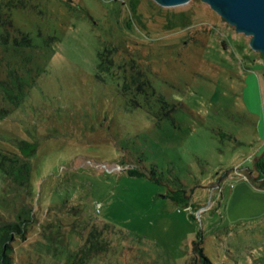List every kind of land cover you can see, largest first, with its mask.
I'll list each match as a JSON object with an SVG mask.
<instances>
[{
    "label": "rangeland",
    "instance_id": "1",
    "mask_svg": "<svg viewBox=\"0 0 264 264\" xmlns=\"http://www.w3.org/2000/svg\"><path fill=\"white\" fill-rule=\"evenodd\" d=\"M17 1L0 0V80L13 68L23 89L13 102L0 83V158L32 152L26 187L0 167V221L34 216L12 263L64 264L107 224L86 264H201L199 248L264 264V56L250 36L203 0Z\"/></svg>",
    "mask_w": 264,
    "mask_h": 264
},
{
    "label": "trees",
    "instance_id": "2",
    "mask_svg": "<svg viewBox=\"0 0 264 264\" xmlns=\"http://www.w3.org/2000/svg\"><path fill=\"white\" fill-rule=\"evenodd\" d=\"M16 5L19 6L24 4L21 2V0H19L17 1ZM7 23L11 25L10 18L7 19ZM13 42L17 46H21L22 44L29 45L30 39L27 34L23 33L21 35L20 41L14 38ZM0 83L2 85L1 90L3 92V96L8 97L13 102H16L17 96H15L16 94L14 92V84L17 85L16 90H23L21 87L22 82L20 81V76H17L16 70L12 68L9 71L7 80L2 79L0 80ZM140 86L141 84H138L137 87ZM7 112V108L0 107V117L5 115ZM31 152H29L25 156H19L13 153L12 155H6L2 153L0 158V167L3 168L5 174L8 175V177L11 178L13 182H17L23 187H26L30 175V162L28 160V157ZM262 157H264V151L260 158L262 159ZM261 159L258 160L259 165H261ZM6 160H8L9 164H6ZM33 216L34 215L32 213V208L25 206L23 209H21V212L17 214L15 220L0 221V264H13L11 258V243L15 238H18V240L25 239V230L27 229V226L32 223ZM106 229H108L107 224H103L101 228H97V226L93 224V226H91L89 232L85 236L79 249L69 255L64 264H86L87 260H89L91 256H95L102 252L109 243L107 239L103 238V231ZM201 251L202 250L200 248L197 251L200 255L201 264H212L207 255H204Z\"/></svg>",
    "mask_w": 264,
    "mask_h": 264
},
{
    "label": "water",
    "instance_id": "3",
    "mask_svg": "<svg viewBox=\"0 0 264 264\" xmlns=\"http://www.w3.org/2000/svg\"><path fill=\"white\" fill-rule=\"evenodd\" d=\"M164 6L187 0H155ZM237 32L250 36L249 45L264 56V0H203Z\"/></svg>",
    "mask_w": 264,
    "mask_h": 264
},
{
    "label": "crops",
    "instance_id": "4",
    "mask_svg": "<svg viewBox=\"0 0 264 264\" xmlns=\"http://www.w3.org/2000/svg\"><path fill=\"white\" fill-rule=\"evenodd\" d=\"M257 64L262 67V64H260V63H257Z\"/></svg>",
    "mask_w": 264,
    "mask_h": 264
}]
</instances>
